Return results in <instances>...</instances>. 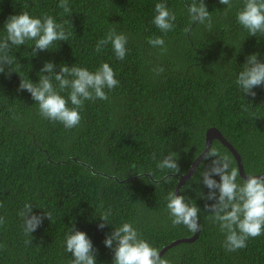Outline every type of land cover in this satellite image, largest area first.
<instances>
[{
    "label": "trees",
    "instance_id": "obj_1",
    "mask_svg": "<svg viewBox=\"0 0 264 264\" xmlns=\"http://www.w3.org/2000/svg\"><path fill=\"white\" fill-rule=\"evenodd\" d=\"M203 2L211 29L191 21L187 6L193 0H68L71 15L58 7L59 0H0V38L7 19L24 11L52 16L71 34L35 56L34 41L12 46L10 55L18 62L11 65L13 72L5 66L0 73V264H71L64 247L71 227L89 237L97 264H112L113 251L103 241L124 222L159 250L190 238L194 232L186 226L171 224L166 197L203 151L209 128L236 150L246 175H264V86L254 87L253 97L236 84L249 55L264 62V34L251 36L237 23L243 0H231L227 11L219 0ZM156 3L176 15L167 34L152 23ZM112 28L127 36L123 60L111 45L95 51ZM155 36L164 39L166 51L148 43ZM49 61L56 73L61 64L95 71L108 63L119 84L105 89L108 100L85 101L80 124L66 129L42 118L31 94L18 91L21 78L38 83ZM157 67L164 71L157 74ZM61 95L67 97V91ZM210 147L237 167L218 141ZM169 152L177 154V173L157 167ZM212 159H203L179 191L200 210L197 238L168 248L162 257L171 264H264V234L229 252L225 234L209 218L205 204L215 201L205 198L209 189L200 172ZM166 173L170 179H163ZM212 178L219 182V176ZM25 203L33 205V214L52 215L30 235L19 216ZM109 208L110 225L99 229L98 216Z\"/></svg>",
    "mask_w": 264,
    "mask_h": 264
},
{
    "label": "clouds",
    "instance_id": "obj_2",
    "mask_svg": "<svg viewBox=\"0 0 264 264\" xmlns=\"http://www.w3.org/2000/svg\"><path fill=\"white\" fill-rule=\"evenodd\" d=\"M219 3L227 6L225 11L232 7L231 0H219ZM58 7L62 8L64 13L72 14L68 0H59ZM187 11L192 22L204 24L211 29L212 18L203 0L198 2L193 0V3L188 4ZM154 12L152 23L164 34L172 31L176 20L175 13L170 11L165 3H156ZM236 19L249 35L264 34V0H243ZM4 29L6 34L0 38V73L5 72V66L9 72H13L11 65L14 61L18 62L10 55L12 46L17 47L25 45L27 41H34L31 53L35 56L37 51L49 50L54 43L67 41L71 35L65 30L64 24L57 23L52 16L44 15L37 18L30 16L27 11L10 16L4 24ZM188 31L189 29L185 28V32ZM148 43L152 47H159L162 52L166 51L161 36L150 38ZM126 44L127 36L112 28L97 41L95 51L100 53L106 46L111 45L115 57L123 60L127 52ZM55 67L57 66L52 62H45L40 69L38 83L21 78L18 91L26 90L31 94V98L38 104L39 115L42 118L59 122L66 129H73L80 124V111L85 101L108 100L105 89L110 91L119 84L115 78L116 73L108 63H101L95 71L75 64L72 66L61 64L59 72L56 73L53 71ZM154 71L159 74L164 69L157 67ZM53 80L56 82L55 85ZM236 84L243 94L253 97L256 95L253 88L264 86V62L258 60L257 54L253 53L247 57L243 69L237 75ZM65 91L67 97L61 95ZM201 153L204 160L213 158L210 166L200 172L203 185L209 189L205 198L215 201L210 205L205 204V208L211 213L209 218L217 223L220 231L225 234L223 246L227 251L243 249L250 237L255 238L264 234V175L248 174L246 178L240 177L242 183L238 184V169L232 166L227 155H222L215 147H209L207 151L204 148ZM153 158L155 159V155ZM157 167L162 171L167 170V173H177L179 171L177 154L169 152L158 162ZM167 173L163 177L165 180L170 179ZM213 175L219 176V182L212 178ZM166 200L171 224L174 227L184 225L194 233L199 231L200 210L196 205L186 202L183 195H176L173 191L168 193ZM98 207L103 206L101 204ZM33 208L32 204L25 203L19 212L23 220V230L29 235L42 224L45 217L49 221L52 218L50 212L33 214ZM111 214L110 208L101 211L98 216L102 221L97 225L99 229L110 225L107 221ZM3 223L4 218L0 217V224ZM113 229L111 234H106L103 241L105 247L113 251L112 264H171L160 255L159 249L142 238L131 222H124ZM64 247L73 257L71 264H97L96 250L83 231L71 227L65 236Z\"/></svg>",
    "mask_w": 264,
    "mask_h": 264
},
{
    "label": "water",
    "instance_id": "obj_3",
    "mask_svg": "<svg viewBox=\"0 0 264 264\" xmlns=\"http://www.w3.org/2000/svg\"><path fill=\"white\" fill-rule=\"evenodd\" d=\"M218 141L220 144H222V146H224L233 156L235 162H236V166L238 169V173L239 176L243 179L246 178V174L243 170V166L241 163V159L240 156L238 155V153L236 152V150L223 138V136L220 134V132L216 129V128H209L206 130L205 132V143H204V148L205 151H207V149L211 146V143L213 141ZM204 151V149H203ZM202 151V152H203ZM203 160V154L201 153L190 165V168L188 169L187 173L180 176L179 180L177 182V185L175 187L174 190V194L179 195V191L180 188L182 187V185L188 181L192 174L194 173L197 165ZM257 176H261V175H257ZM199 231L195 232L190 238H184V239H179V240H175L172 243H170L168 246L164 247L162 250H160V255L162 256L164 254V252L170 248V247H174L180 243H191L193 242L197 236H198Z\"/></svg>",
    "mask_w": 264,
    "mask_h": 264
}]
</instances>
